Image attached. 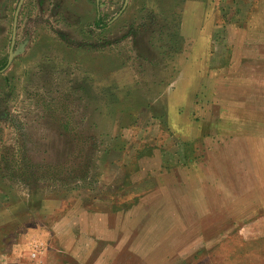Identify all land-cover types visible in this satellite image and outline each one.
Returning <instances> with one entry per match:
<instances>
[{
	"label": "rangeland",
	"instance_id": "1",
	"mask_svg": "<svg viewBox=\"0 0 264 264\" xmlns=\"http://www.w3.org/2000/svg\"><path fill=\"white\" fill-rule=\"evenodd\" d=\"M125 1L0 0V264H264V0Z\"/></svg>",
	"mask_w": 264,
	"mask_h": 264
},
{
	"label": "water",
	"instance_id": "2",
	"mask_svg": "<svg viewBox=\"0 0 264 264\" xmlns=\"http://www.w3.org/2000/svg\"><path fill=\"white\" fill-rule=\"evenodd\" d=\"M24 0H20L19 6L17 8L15 18H14V25H13V37H12V44H11V49H10V56H9V63L12 61L14 57V44L16 41V31H17V24H18V15H19V10L22 5ZM128 0L125 1V5L127 4Z\"/></svg>",
	"mask_w": 264,
	"mask_h": 264
},
{
	"label": "trees",
	"instance_id": "3",
	"mask_svg": "<svg viewBox=\"0 0 264 264\" xmlns=\"http://www.w3.org/2000/svg\"><path fill=\"white\" fill-rule=\"evenodd\" d=\"M96 24L99 26V27H101V26H105V23H103L102 21H101V18L99 17V18H97V20H96Z\"/></svg>",
	"mask_w": 264,
	"mask_h": 264
},
{
	"label": "crops",
	"instance_id": "4",
	"mask_svg": "<svg viewBox=\"0 0 264 264\" xmlns=\"http://www.w3.org/2000/svg\"><path fill=\"white\" fill-rule=\"evenodd\" d=\"M128 1H129V0H128ZM99 2H100V0H97L98 7H99V4H100ZM99 17L101 18V15H100ZM99 17H98V18H99ZM101 20H102V19H101Z\"/></svg>",
	"mask_w": 264,
	"mask_h": 264
},
{
	"label": "flooded vegetation",
	"instance_id": "5",
	"mask_svg": "<svg viewBox=\"0 0 264 264\" xmlns=\"http://www.w3.org/2000/svg\"><path fill=\"white\" fill-rule=\"evenodd\" d=\"M14 18H15V16H14ZM16 34H17V31H16ZM13 37V36H12Z\"/></svg>",
	"mask_w": 264,
	"mask_h": 264
}]
</instances>
